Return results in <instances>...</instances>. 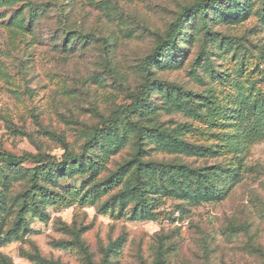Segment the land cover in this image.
I'll return each mask as SVG.
<instances>
[{
	"label": "rangeland",
	"instance_id": "obj_1",
	"mask_svg": "<svg viewBox=\"0 0 264 264\" xmlns=\"http://www.w3.org/2000/svg\"><path fill=\"white\" fill-rule=\"evenodd\" d=\"M198 1L0 5V151L59 162L64 145L79 154L154 80L149 105L121 113L122 128L88 147L83 165L61 170L27 161L15 170L0 162V264H264V138L252 135L254 119L239 116L242 102L264 115V0H232L234 14L206 4L204 17L192 13L181 25L175 51L146 63L157 36L167 38ZM131 121L144 129L147 213L129 193L134 167H123L137 151ZM180 139L208 149L187 151ZM168 163L236 175L232 184L217 179L213 196L200 195ZM28 189L26 223L18 225Z\"/></svg>",
	"mask_w": 264,
	"mask_h": 264
},
{
	"label": "trees",
	"instance_id": "obj_2",
	"mask_svg": "<svg viewBox=\"0 0 264 264\" xmlns=\"http://www.w3.org/2000/svg\"><path fill=\"white\" fill-rule=\"evenodd\" d=\"M10 0H0V5L8 2ZM221 0H199L198 2L188 5L184 8V10L178 15L176 20L172 23L169 29V36L167 38H162L160 36H157L156 38V47L154 48L153 52L148 56L146 59V63L148 66L152 65L154 62L158 61L159 58L163 55L166 51H175L177 49V43H178V33L179 29L181 28V25L183 22L190 17L192 13L200 11L201 16H205L207 12L211 9L209 6H206V4L210 3H216L219 4L218 8L222 9V7L225 9V12H228V14H234L238 13V8H230L234 5L232 0L229 2L225 1L223 2L224 6L220 4ZM67 39L71 36L68 31L65 32ZM75 35V33H74ZM81 38H84V36H81ZM156 81V80H155ZM154 84V80L146 79V82L143 85V93L137 98L134 104L126 106L122 105L119 106V108L112 114V118L110 120L104 121L103 126L101 128H97L94 132V135L91 137L90 140H88L84 146V149L81 153L75 154L72 150L68 148V145H64L65 152L63 154L62 160L59 162L56 159L52 160V156L45 154V153H31L26 152L22 155L18 156L12 152L9 151H0V162L6 163L8 166L12 167L13 169L17 170L18 167H21L22 163H25L27 161H35L39 164H49L54 165L58 168L62 169H70V166L73 164L76 165H83L84 160L86 159V154L88 151V147L92 146L98 139L101 138L103 134H109L111 132H117L119 129L122 128V120H120L119 116L121 113L125 112L126 115L129 117L131 112L136 109H145L149 103L148 96L151 93V87ZM185 98L193 102L194 101V94H191L189 92L184 93ZM209 97H213L212 94L208 95ZM206 99V97H205ZM239 116L241 120L250 121L254 119V128L253 131L251 130L252 135L259 136L264 138V129H261L260 122L263 120V113L262 109L258 108L256 104H246L243 103L240 105L239 109ZM132 126L134 127L138 143H137V151L134 155V157L129 160L126 164L123 165L124 168L128 167H134V175L136 179V183L129 188V193L134 194L138 197L139 205L141 207L142 213H147L149 202L148 199L145 197V192L147 191L144 186V179H143V173L145 168L148 166V162H145L142 159L143 153H144V129L143 126H141L138 122L131 121L130 122ZM159 136L163 138H175L174 134H172L171 131L162 130L159 127H156L155 130ZM179 145L183 147L187 151H206L208 148H205L201 145H194L186 142L185 140L180 139ZM169 172L173 171L178 174H183L187 179H190L191 181H194L195 184L198 186L196 191L200 193V195H208L213 196L217 193L216 191V180L219 178L223 179H231V184L234 181V176L236 175V172L234 170H230L229 168H226V170L221 168H193L190 165L187 164H178V163H168L163 164ZM39 177L38 168L34 167L32 168L30 181L33 185H36L37 180ZM182 185V182H179ZM32 185V186H33ZM190 186L187 187L186 191L189 193ZM33 191L31 189H28L24 194V200L21 203L19 212H18V225H23L26 223V220L24 218V213L28 211L27 207V201L26 198L28 195H32ZM1 202V200H0ZM58 264V263H54ZM156 264H158L156 262Z\"/></svg>",
	"mask_w": 264,
	"mask_h": 264
}]
</instances>
